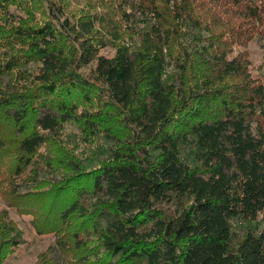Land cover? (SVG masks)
<instances>
[{"label":"trees","instance_id":"1","mask_svg":"<svg viewBox=\"0 0 264 264\" xmlns=\"http://www.w3.org/2000/svg\"><path fill=\"white\" fill-rule=\"evenodd\" d=\"M254 39L264 45V0H0L11 199L51 188L48 175L73 194L47 209V264H264ZM75 218L80 232H66Z\"/></svg>","mask_w":264,"mask_h":264},{"label":"rangeland","instance_id":"2","mask_svg":"<svg viewBox=\"0 0 264 264\" xmlns=\"http://www.w3.org/2000/svg\"><path fill=\"white\" fill-rule=\"evenodd\" d=\"M71 6L78 10L84 6V3L73 1ZM245 49L251 61L250 67H252V73L264 80V45L254 39L245 46ZM111 52V49H104L102 51L105 55L111 54ZM9 133L7 132V134ZM63 135L68 138L64 140L68 143H71L75 138L77 139L78 130L76 124L73 122L67 123ZM65 145L69 144L65 143ZM52 147L54 148L53 143ZM14 149L15 147L9 146V150H12V152H9L12 160L7 158L8 156H0V160L2 159L0 161V264H47L52 258V253L56 252L53 251L51 253L50 251V248L56 243V236L51 234L50 229L45 225L51 219L50 217L48 220L46 217L48 213L47 209H62L63 205L70 200L73 194L68 193L69 190L66 188V183L68 182H64L63 185H59L58 187H53L56 185V182L53 181L54 176L48 175L47 178L52 180L49 182L51 188L47 189L46 183L40 184L34 191L32 190L33 192L27 193L28 195L24 194L20 203L13 201L7 185L6 173L11 169L12 163H14ZM83 150L85 148L80 143L79 149L76 152L82 153ZM9 153L8 155L10 156ZM51 154L55 156L56 152L54 149ZM82 154L84 155V151ZM58 188H62L61 192ZM25 190L29 191V186ZM52 201L54 203L49 208ZM93 201L94 199L85 197L83 201L84 206L91 209ZM58 215L59 211L54 214L56 217ZM55 222H57V226H60L58 220H55ZM72 223L73 225L66 232H80V220L75 218ZM8 225L9 227H13L15 231L18 230L22 233V243L19 246L6 247V244L3 242V238L10 239L9 234L11 231L7 229ZM88 244L90 245V243ZM64 254L66 255L67 253Z\"/></svg>","mask_w":264,"mask_h":264}]
</instances>
